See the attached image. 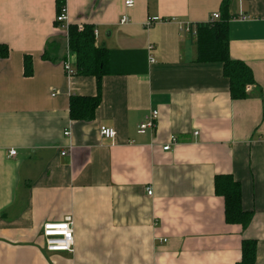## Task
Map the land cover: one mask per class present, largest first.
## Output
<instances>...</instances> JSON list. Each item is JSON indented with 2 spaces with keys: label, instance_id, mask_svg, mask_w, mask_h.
Instances as JSON below:
<instances>
[{
  "label": "crops",
  "instance_id": "0c3cea01",
  "mask_svg": "<svg viewBox=\"0 0 264 264\" xmlns=\"http://www.w3.org/2000/svg\"><path fill=\"white\" fill-rule=\"evenodd\" d=\"M222 2L66 0L69 25L94 26L109 52L99 85L76 73L56 0H0V264H238L244 240L264 264V0H232L230 57L254 77L245 99L222 64L196 61V25ZM99 93L94 120L73 121L71 98ZM153 112L156 129L139 134ZM219 175L242 185L247 228L226 223ZM67 217L74 251L48 252L44 226Z\"/></svg>",
  "mask_w": 264,
  "mask_h": 264
},
{
  "label": "trees",
  "instance_id": "16d2710c",
  "mask_svg": "<svg viewBox=\"0 0 264 264\" xmlns=\"http://www.w3.org/2000/svg\"><path fill=\"white\" fill-rule=\"evenodd\" d=\"M250 1V0H245ZM232 0H223L220 8V19L196 25V47L198 63H220L223 65L224 76L230 82L232 99H245L246 88L254 84L251 69L241 61L230 57L229 25L234 17L231 14ZM66 7V0H56V15ZM56 27L58 24L55 22ZM70 25L68 34L69 50L75 57L76 73L92 76L100 85L108 74L109 52L97 45L95 27L92 25ZM50 53L45 52L42 59L49 60ZM10 49L0 45V59H7ZM25 75H33V60L24 58ZM101 103L100 93L96 97L73 96L70 103V117L73 121L89 123L94 120L96 110ZM215 194L224 199L225 221L230 225H240L247 228L253 213L244 211L242 206V185L231 175H219L214 179ZM256 240H244L242 244V259L238 264H256Z\"/></svg>",
  "mask_w": 264,
  "mask_h": 264
},
{
  "label": "built area",
  "instance_id": "2783aa9c",
  "mask_svg": "<svg viewBox=\"0 0 264 264\" xmlns=\"http://www.w3.org/2000/svg\"><path fill=\"white\" fill-rule=\"evenodd\" d=\"M134 5V0H126V7L131 8ZM220 19L219 13H214L211 17V21H217ZM242 20H245L246 17L242 16ZM129 20L127 18H123L121 21L122 24L128 22ZM156 19L150 21L148 24L149 26L155 22ZM55 22L58 24V28L65 30L67 32V35L69 34V22H68V12L67 8L64 7L61 9L60 13L56 16ZM80 28L82 26L80 25ZM190 31V28L187 29ZM95 36L97 37V33L95 32ZM64 69L66 72V75L68 77L74 76L75 72L72 68V62L70 59L66 60L64 62ZM247 90H250V87L247 88ZM159 113L153 112L151 115H149L145 122L142 123L139 127L138 133L139 134H145L148 130H155L157 126ZM65 136H70V132H66L64 134ZM100 137L103 140L106 141H113L116 137V131L113 128L102 126L100 128ZM177 138L175 136L171 137V143L164 147V151L171 150L172 146L177 144ZM16 151H10L9 157L14 158L16 156ZM66 153L63 152L62 155H65ZM153 188L149 187L147 189V194L149 196L153 195ZM43 236L46 240V249L48 252L56 253V252H67L72 253L74 251V245H75V235H74V220L72 217H67L62 223L59 224H46L43 229Z\"/></svg>",
  "mask_w": 264,
  "mask_h": 264
}]
</instances>
